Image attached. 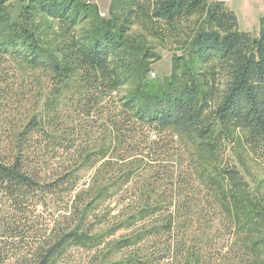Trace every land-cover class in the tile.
Listing matches in <instances>:
<instances>
[{"label": "rangeland", "instance_id": "rangeland-1", "mask_svg": "<svg viewBox=\"0 0 264 264\" xmlns=\"http://www.w3.org/2000/svg\"><path fill=\"white\" fill-rule=\"evenodd\" d=\"M83 1H90L95 12L77 31L82 25L93 28L122 15L117 0ZM218 1L237 15L242 31L259 36L264 0ZM30 2H9L8 20L30 26L49 49H58L65 40L60 25L39 13L32 21L26 20L23 13ZM209 26L213 28L207 14L175 27L159 23L147 29L131 24L125 32L124 53L136 68L135 77L117 96L104 95L97 105L86 109L89 114L74 102L80 96L73 92L78 90L74 82L54 93L52 82L42 71L0 53L1 145L15 142L17 134L36 117L44 129L30 134L35 144L29 138V148L41 149L36 155L39 152L47 160L43 181L54 180L68 170L78 172L74 190L48 195L33 209L47 234H82L80 242L69 244L55 264H264V160L244 142V133L236 123L223 124L212 108L206 109L215 125L210 150L175 132L168 135L172 141L165 142L166 148L159 149L150 142L158 139L159 131H149L151 137L146 138L138 128L134 136L139 148L131 146L118 160L123 155L118 127L126 121L121 97L139 90V83L141 88L145 83L152 88L170 82L176 59L187 61L195 34ZM195 70L199 67L194 68V74ZM146 78L151 81H143ZM54 106L59 109L57 120ZM87 157L89 165H80ZM226 169L237 171L238 178L232 180ZM96 180L95 186L107 192L95 210H85L83 201L74 202V196ZM152 186L155 190L150 191ZM146 188L148 191L143 190ZM170 202L173 214L159 210L137 220L131 217L146 206H170ZM133 240L137 242L130 243ZM5 241L9 240L0 237L1 246H8ZM33 242L31 238L16 247L27 252Z\"/></svg>", "mask_w": 264, "mask_h": 264}, {"label": "trees", "instance_id": "trees-1", "mask_svg": "<svg viewBox=\"0 0 264 264\" xmlns=\"http://www.w3.org/2000/svg\"><path fill=\"white\" fill-rule=\"evenodd\" d=\"M11 1L0 0V53L23 60L32 70L42 71L52 82L54 93L74 82L78 90L73 92L80 95L74 102L87 114L90 111L86 109L97 105L101 97L117 96L135 77L136 68L124 53L125 32L131 24L147 29L159 23L175 27L192 17L207 14L213 28L209 26L195 34L190 57L187 61L183 57L176 59L170 82H159L152 88L149 83L141 88L139 83V90L121 97L126 121L118 127L123 147L120 150L123 155L118 160L125 157L131 146L139 148L135 138L138 128L146 138L151 137V131H159L158 139L150 141L159 149L166 148L165 142L172 141L168 135L175 132L197 142L201 149L210 150L215 125L208 118V108L213 109L221 123H236L244 133V142L264 160V17L260 34L254 37L240 29L237 15L221 1L117 0L123 8L122 15L93 28L82 25L77 31L79 25L89 20L92 11L95 12L90 1L31 0L24 9L26 20L32 21L36 13L44 14L56 20L64 34L62 45L49 49L30 26L8 20L5 13ZM197 66L199 71L195 70L194 74ZM181 69L183 74L179 73ZM54 111L57 120L58 107L54 106ZM40 126L35 117L17 134L15 142L0 143V237L11 241H5L7 247L0 245V264H11L10 259H14L12 264H55L69 244L80 242L78 237L82 234L75 232L47 234L44 225L41 227L42 223L36 220L37 215L32 214L48 195L74 190L78 183V172L75 174L72 170L54 180L43 181L47 160L39 152L36 155V150L41 149L29 148L33 141L30 134L44 129ZM87 160L89 157L80 165L88 166ZM225 172L232 180L238 178L235 170ZM97 181L74 196V202L83 201L85 210H95L107 192L95 186ZM159 206H146L131 217L137 220L159 210L171 214L175 211L171 202L170 206ZM31 238L34 241L31 249L27 252L17 249V243ZM133 242L137 241L130 243Z\"/></svg>", "mask_w": 264, "mask_h": 264}, {"label": "built area", "instance_id": "built-area-1", "mask_svg": "<svg viewBox=\"0 0 264 264\" xmlns=\"http://www.w3.org/2000/svg\"><path fill=\"white\" fill-rule=\"evenodd\" d=\"M218 1V0H217Z\"/></svg>", "mask_w": 264, "mask_h": 264}]
</instances>
